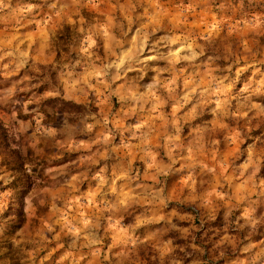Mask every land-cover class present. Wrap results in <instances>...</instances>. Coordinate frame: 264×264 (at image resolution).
<instances>
[{
  "label": "clouds",
  "instance_id": "1",
  "mask_svg": "<svg viewBox=\"0 0 264 264\" xmlns=\"http://www.w3.org/2000/svg\"><path fill=\"white\" fill-rule=\"evenodd\" d=\"M0 264H264V0H0Z\"/></svg>",
  "mask_w": 264,
  "mask_h": 264
}]
</instances>
